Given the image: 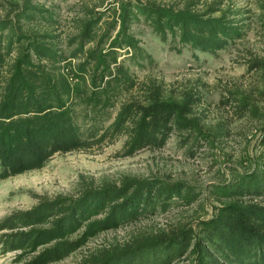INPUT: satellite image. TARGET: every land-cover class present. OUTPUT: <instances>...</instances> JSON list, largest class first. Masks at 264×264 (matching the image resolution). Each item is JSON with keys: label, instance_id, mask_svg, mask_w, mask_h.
<instances>
[{"label": "trees", "instance_id": "trees-1", "mask_svg": "<svg viewBox=\"0 0 264 264\" xmlns=\"http://www.w3.org/2000/svg\"><path fill=\"white\" fill-rule=\"evenodd\" d=\"M79 1L83 12L71 18L74 31L68 34L57 0H9L10 9L0 17V178L39 168L55 152L85 149L121 135V155L159 148L174 133L211 139L197 110L203 81L168 89L155 78L137 79L125 64V56L147 55L132 26L145 22L160 39L175 41L173 48L216 51L245 33L249 9L224 0ZM257 6L264 26V0ZM69 57L82 58L74 84L56 70ZM249 66L264 68V60L252 59ZM119 96L112 116L106 108ZM234 98L239 116L257 114L244 98ZM78 102L93 118L87 130L76 121ZM222 128L217 133L225 132ZM211 190L220 204L195 228L170 222L131 230L123 241L83 250L76 264H264V161ZM198 197L194 185L158 176L81 183L76 193L39 196L2 216L0 252L13 251L16 264H51L104 230Z\"/></svg>", "mask_w": 264, "mask_h": 264}, {"label": "rangeland", "instance_id": "rangeland-1", "mask_svg": "<svg viewBox=\"0 0 264 264\" xmlns=\"http://www.w3.org/2000/svg\"><path fill=\"white\" fill-rule=\"evenodd\" d=\"M57 1L64 34L72 33L71 18L82 14L81 3L79 0ZM224 1L249 10L244 13L247 16L245 33L223 48L216 51H204L189 45L173 48L171 45L175 41H170V37L160 39L148 24L140 21L134 23L132 29L140 37L147 55L141 59L124 57L125 64L137 79L155 78L168 89L198 82V79L203 81L202 101L197 110L212 133L211 139L195 141L192 135L185 141L174 133L159 148L144 147L132 155H121L125 138L121 135L85 149L55 152L39 168L0 178V218L14 208L30 206L39 196L73 194L81 183L97 184L104 180L118 183L126 175L182 180L199 191L197 200L189 205H173L165 212L104 230L82 249L51 264H76L83 250L110 241H123L131 230L166 227L170 222H185L195 228L200 219L212 216L220 204V199L211 190L213 184L252 168L260 159L264 161V68L249 66L252 59L264 60V26L257 19L259 0ZM87 3L93 5L95 1ZM9 9V0H0V17ZM81 59L69 57L56 70L74 84L79 81L76 65ZM234 96L254 105L257 114L246 111L239 116L238 99ZM121 98H114L115 102L106 108L112 116ZM72 100L79 101L76 96ZM73 107L76 121L87 130L93 123L92 116L87 117L84 104L78 102ZM220 127L225 132L217 133ZM13 256V251L0 252V264H16Z\"/></svg>", "mask_w": 264, "mask_h": 264}]
</instances>
